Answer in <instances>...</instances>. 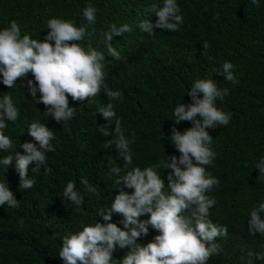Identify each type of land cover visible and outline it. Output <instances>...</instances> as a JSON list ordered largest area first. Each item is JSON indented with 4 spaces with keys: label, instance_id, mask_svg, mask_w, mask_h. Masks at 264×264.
<instances>
[{
    "label": "trees",
    "instance_id": "1",
    "mask_svg": "<svg viewBox=\"0 0 264 264\" xmlns=\"http://www.w3.org/2000/svg\"><path fill=\"white\" fill-rule=\"evenodd\" d=\"M176 2L183 17L180 30L154 29L149 34L139 25L146 21L155 25L158 17L153 8L162 7L163 0H0V30L16 20L21 37L29 34L43 40L50 18L87 26L89 35L79 43L85 50L91 46L103 52L107 85L83 101L68 95L75 115L67 122H57L46 114V106L37 102L39 91L37 100L30 95L26 81L34 80L31 73L17 80L13 88L3 84L0 74V99L11 96L19 112L16 121L6 119L7 127L0 130L13 142L11 149H0V160L14 157L16 152L23 154L25 142L36 143L28 133L32 122L46 125L55 137L50 141L55 151L45 153L39 169L33 172L36 163L29 165V178L35 179L32 188L19 187L15 161L7 167L0 163V182L8 184L20 205L0 206V264H64L59 258L62 238L84 226L106 223L97 212L110 209L121 189L134 191L117 182L135 167L157 169L168 191L171 169L163 165L169 157L180 155L171 143L174 109L192 102L188 91L196 79H213L219 87L228 88L229 94L222 101L218 98L216 106L231 114L228 125L207 129L216 156L205 167L219 180L206 193L217 201L209 209V219L228 229L227 236L216 238L219 254L211 256L207 264H264V235L248 232L251 210L264 202V176L255 167L264 158V0H259L258 7L251 0ZM88 6L96 10L94 25L83 15ZM113 24L132 28L111 41L119 59L103 44L104 33ZM225 61L233 64L238 83L218 73ZM107 90L119 91L121 96L112 101L116 115L109 125L110 135L103 136L98 129L108 120L98 109L109 103ZM115 119L120 120L129 141L132 163L127 167L115 145L106 146L115 139ZM191 126V121L175 124L180 131ZM113 167L121 171L114 173ZM82 178L97 191L87 192ZM69 181L84 198L80 207L63 200ZM21 220L23 227L19 226ZM122 220L121 214L112 213L111 222L118 227L123 228ZM158 234L149 226L148 234L141 235L137 243L146 245ZM129 251L130 247H117L112 253L114 264H120Z\"/></svg>",
    "mask_w": 264,
    "mask_h": 264
},
{
    "label": "clouds",
    "instance_id": "2",
    "mask_svg": "<svg viewBox=\"0 0 264 264\" xmlns=\"http://www.w3.org/2000/svg\"><path fill=\"white\" fill-rule=\"evenodd\" d=\"M251 3L254 7L259 6V0H251ZM95 12L92 6L84 9L83 15L90 25L96 22ZM153 12L158 17L155 25L141 22L139 27L142 31L151 34L154 29L180 30L183 17L176 0H163L162 7H154ZM216 18L219 19V16ZM47 29L43 40L32 39L29 34L21 37V28L16 20L0 30V74L3 84L13 88L17 80L31 73L34 80L26 81L30 95L37 100L39 91L37 102L46 106V114L57 122H67L75 115V109L69 106L68 95L73 100L83 101L96 96L102 87L107 88L101 63L105 57L96 48L89 46L85 50L80 45L79 42L89 35L87 26L78 27L69 20L50 18ZM130 31L132 28L128 24L121 27L113 24L104 33L103 44L111 56L120 58L119 52L112 46L113 37ZM207 46V42H204L203 47ZM233 67L231 62L225 61L218 73L225 80L238 83ZM228 94L229 89L219 87L213 79L195 80L188 91L192 102L180 103L174 109L171 143L180 155L169 157L163 165L171 169L167 176L168 191H165V183L158 170L153 167L143 170L135 167L127 171L117 184H123L134 191L121 189L110 209L97 212L106 223L84 226L81 231L62 238L59 258L64 264H114L112 253L117 247H130L120 264H207L211 256L219 254L220 246L216 238L227 236L228 229L209 219V209L217 201L206 193L217 186L219 180L208 173L205 167L211 165L216 156L211 147L213 137L207 129L229 124L231 114L216 106L217 99L222 101ZM106 95L109 103L98 109L108 120L107 124L98 129L103 136L110 135L109 125L116 115L112 101L119 100L121 96L119 91L112 90H107ZM18 116V109L11 96L4 95L0 99V130L7 127L6 119L14 122ZM181 121H191L192 126L183 131L177 130L175 124ZM28 133L36 143L25 142L21 145L23 154L16 152L14 157L8 155L0 160L6 167L15 161L21 189L32 188L35 184V179L28 175L29 165L35 162L36 167L32 171H37L46 160L45 153L55 151L50 143L55 138L54 132L46 125L32 122ZM115 134V139L109 140L106 146L114 144L127 167L132 163V153L119 119H115ZM12 147V140L0 131V149L7 151ZM255 167L259 169V175L264 176V158ZM111 171L118 173L121 168L113 167ZM81 183L87 192L97 191L87 179L82 178ZM62 197L77 207L84 203L82 194L71 181L64 188ZM5 204L12 208L20 206L8 184L0 182V206ZM113 212L123 216V228L111 222ZM262 213L264 202L258 203L250 212L249 235H264ZM146 214H150L148 219H139ZM19 226H24L23 220ZM149 226L159 234L146 245L138 244L141 235L148 234Z\"/></svg>",
    "mask_w": 264,
    "mask_h": 264
}]
</instances>
